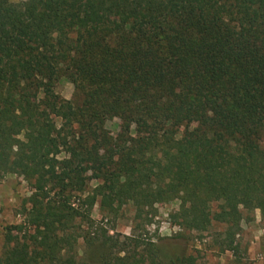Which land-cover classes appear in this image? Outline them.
Listing matches in <instances>:
<instances>
[{"label":"trees","instance_id":"1","mask_svg":"<svg viewBox=\"0 0 264 264\" xmlns=\"http://www.w3.org/2000/svg\"><path fill=\"white\" fill-rule=\"evenodd\" d=\"M91 168L108 213L177 199L175 224L220 225L236 256L245 212L264 218V0H0V174L32 188L0 264H158L92 218Z\"/></svg>","mask_w":264,"mask_h":264},{"label":"rangeland","instance_id":"2","mask_svg":"<svg viewBox=\"0 0 264 264\" xmlns=\"http://www.w3.org/2000/svg\"><path fill=\"white\" fill-rule=\"evenodd\" d=\"M21 1V0H11ZM77 84L67 77H61L55 91L64 99L76 102ZM111 135L117 136L121 130V120L112 118L105 123ZM102 153V151H101ZM103 182L96 169L91 168L78 193L81 196L97 195L92 208V218L103 222L111 234L135 235L143 242L154 241L158 245V264H166L176 258H189L194 264H264V218L256 209L245 212L242 220V232L236 237L240 244L237 255L229 250L223 251L219 241L221 237L214 231L223 229L213 226L210 231H189L173 222L171 214L179 208V200L162 202L155 205L150 214L141 216L136 212L131 201L127 202L117 214L108 213L103 208L100 194L104 192ZM32 188L23 176L16 173L0 174V257L9 245L12 236H17L14 225L24 219L25 200L31 195ZM151 220L150 223H148ZM84 242L79 240V251L84 252ZM140 264H148L152 259L142 247L134 253Z\"/></svg>","mask_w":264,"mask_h":264}]
</instances>
